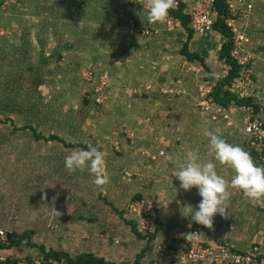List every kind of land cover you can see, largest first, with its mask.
Returning <instances> with one entry per match:
<instances>
[{"label": "crops", "instance_id": "crops-1", "mask_svg": "<svg viewBox=\"0 0 264 264\" xmlns=\"http://www.w3.org/2000/svg\"><path fill=\"white\" fill-rule=\"evenodd\" d=\"M177 1L183 5V14L188 16L202 0ZM248 1L252 5L251 13L247 19L239 20L237 27L248 39L245 49L253 58L258 94L264 91V0ZM147 13L140 0H0V86L5 88L7 82L13 80L19 84L17 74L29 71L30 65L34 67L33 74L52 75L59 73L57 66L65 60L69 67L70 64H81L79 48L84 47V51L94 57L90 66L86 59V68L93 67L94 73H110L115 77L113 86L107 89L108 93L111 90L112 96L101 98L99 105L92 103L88 108L100 111L106 107L108 116L105 118L101 113L95 116L92 111L89 120H83L85 125L99 120L103 126L91 130L93 137L90 136L89 141L92 145L79 144L77 132L72 134V142H59L73 145L66 147L73 152L103 146L94 141L111 142L118 153L105 152L104 176L108 182L101 186L108 192L109 188L114 191L109 201L116 205L119 201L122 205L133 195H147L145 201L157 208L159 217L155 235L143 238L133 232L132 226L137 229V224L132 217L126 215V222L115 213L113 216L107 209L102 210L98 213L101 219L93 225L74 224V228L90 236L85 243L71 238L72 219L58 220L61 221L58 227L50 232L42 224V244H36L33 251L62 253L73 260L92 255L108 264H152L153 244L191 241L192 236L188 239L186 236L197 232L202 244L217 246L225 243L239 251L259 246L264 255V199H261L263 208L260 209L240 191L228 187L224 216L215 215L212 227L208 228L181 215L184 205L196 208L201 197L196 188L180 189L179 181L172 175L180 161L196 159L204 163L214 160L209 134L217 130L227 142L246 151L256 165L264 166L248 150L239 116L237 126H226L211 123L195 109L197 85L201 81H210L207 76L222 74L219 52L225 39L213 28L202 34L192 32L191 36L182 25L169 31L163 21L149 23ZM146 31L149 34H145ZM186 43L188 52L200 60L189 61L181 54ZM188 64H195L199 71H187ZM34 78L31 80L34 85H24L27 90L43 87L37 75ZM176 79L181 80L185 94L160 93V88L175 89ZM31 116L36 120L40 116L43 118L42 113ZM104 120L108 122L106 126L102 124ZM110 121L115 130L109 125ZM131 124L126 138L119 136L124 132L120 127ZM161 149L165 156L156 157L152 162L148 161L149 157L142 156L143 151L158 156ZM121 168L132 172V178L120 177ZM217 172L226 182L234 175L227 166L218 165ZM77 173L86 183L90 184L91 180L93 183L94 176L87 170ZM95 208L98 210L100 206L95 204ZM6 222L0 221V227L9 230L12 223Z\"/></svg>", "mask_w": 264, "mask_h": 264}, {"label": "rangeland", "instance_id": "rangeland-1", "mask_svg": "<svg viewBox=\"0 0 264 264\" xmlns=\"http://www.w3.org/2000/svg\"><path fill=\"white\" fill-rule=\"evenodd\" d=\"M141 1L143 10L148 12L145 0H140V3ZM90 55L81 46L79 48L81 64H70L69 67L65 60L62 62L63 65L57 66L59 73L52 75L43 72L33 74L34 67L30 65L29 71L17 74L19 84L13 80L8 81L5 88L0 86V221L12 223V226L8 227L12 232V235L11 232L9 235L12 236L10 244L14 247L12 252L17 256L36 253L33 251L36 244H42L40 234L42 224L46 226L47 232H50L55 231V226L58 227L59 222L72 219L74 223L69 226V231L73 234L71 238L85 243L90 236L74 228L76 222H81L82 226L93 225L101 219L98 213L105 209L111 215L114 216L115 213L127 222L126 215L131 218L126 212L128 204L134 200L148 198L147 195H144L145 197L140 194L138 197L133 195L127 202L122 201L124 202L122 205L119 201L117 205L114 203L115 208L109 201L114 191L109 188L108 192L103 187L91 183L92 180L90 184L86 183L77 171L69 172L64 166V160L73 151L67 149L65 143L63 145L59 141L47 140L53 134L52 136L63 142H72L74 138L72 134L77 132L80 134L77 141L86 147L92 145L89 141L90 136L93 137L91 130L103 127L99 120H92L89 122L90 125H85L83 120L88 121L92 111L95 116L98 113L103 114L105 118L108 116L106 107L100 111L88 108L92 103L99 105L101 98L112 96L111 90L108 93V86H113L115 77L110 73H94L91 71L92 66L86 68L84 63L86 59L87 66H90L91 60L94 59ZM35 75L40 80L39 84H44L43 87L27 90L24 85L33 84L31 80L35 79ZM127 110H131L130 107L129 109L127 107ZM36 113H42L43 118L40 119V116L39 120H36L35 116H31ZM102 124L106 126L108 122L104 120ZM109 125L114 126L111 121ZM113 128L116 129L115 126ZM120 128H123L124 132H120L119 136L126 138V131H131L132 124ZM94 142L103 144L105 147L97 145L96 148L106 154L118 153L111 142L102 143L101 140ZM110 148L112 151H109ZM147 154L148 151H143L142 156ZM164 156L165 152L160 157ZM147 159L152 162L150 157ZM126 172L131 174L127 175ZM119 176L131 179L133 173L121 168ZM95 204H98L101 210H97ZM255 207L259 208L256 205ZM92 209L95 212L91 213ZM113 243H116L115 240ZM179 243L185 244L186 241L181 240Z\"/></svg>", "mask_w": 264, "mask_h": 264}, {"label": "built area", "instance_id": "built-area-1", "mask_svg": "<svg viewBox=\"0 0 264 264\" xmlns=\"http://www.w3.org/2000/svg\"><path fill=\"white\" fill-rule=\"evenodd\" d=\"M173 0V8L178 5ZM146 8L149 9L151 0H145ZM226 16L224 24L231 33V49L229 57L231 62L238 66V76L224 87L235 101L224 106L214 101L212 93L214 83L201 81L197 85L195 109L198 113L208 117L211 123H222L226 126H237V116L242 125V134L247 148L254 158L264 164V101L257 98L256 81L254 78V63L251 54L245 49L248 39L239 31L237 22L247 19L251 13L252 5L248 0H224ZM215 0H202L189 13V29L196 34L205 33L213 28L215 21ZM167 30L172 31L181 27L177 18L167 14L163 20ZM145 34H149L147 31ZM222 74H216V80H223L231 65L224 59L220 60ZM187 71H199L195 64H188ZM174 88H160L162 94L182 95L186 90L181 80L174 81ZM161 150L156 155L147 154V157L155 160L163 156ZM262 208L261 200L253 202ZM126 212L135 220L137 231L142 236H151L157 232L158 213L156 209L144 199L134 200L128 204ZM10 231L0 227V264H66L64 260H57L50 256L49 252L36 251L32 255L17 256L12 252L14 249L9 244ZM152 264H264V255L259 246H251L247 250L239 251L227 244L210 246L202 244L197 232L192 233L191 241L174 244H153Z\"/></svg>", "mask_w": 264, "mask_h": 264}, {"label": "clouds", "instance_id": "clouds-1", "mask_svg": "<svg viewBox=\"0 0 264 264\" xmlns=\"http://www.w3.org/2000/svg\"><path fill=\"white\" fill-rule=\"evenodd\" d=\"M173 0H151L147 13L149 23L162 22ZM209 145L214 152V160L201 163L196 159L178 162L172 175L179 181V188L189 191L197 189L201 200L196 208L184 205L181 215L197 224L211 228L213 217L224 216L228 199V187L240 191L252 202L264 199V166L256 165L250 155L238 145H233L219 133L209 134ZM227 166L234 175L227 181L218 174L217 166ZM64 166L69 172L87 170L94 176L97 186L107 184L104 176L105 153L95 147L74 151L65 157ZM192 234H188L186 239Z\"/></svg>", "mask_w": 264, "mask_h": 264}, {"label": "trees", "instance_id": "trees-1", "mask_svg": "<svg viewBox=\"0 0 264 264\" xmlns=\"http://www.w3.org/2000/svg\"><path fill=\"white\" fill-rule=\"evenodd\" d=\"M215 12H216V15H215V21L213 24V29L219 32L225 39V43L220 48L219 59L220 60L224 59L225 61H227L231 65V70L229 71V73L223 80H216L214 77H209V76H207V78L211 79L210 82L214 83V88H213V93H212L214 101L218 104L226 106L229 103L235 101V99L232 98V96H230L226 91H224V87L238 76L239 69L236 64L231 62V59L229 57V52L231 49V33L229 29L227 28V26L224 24V17L226 16L224 0H215ZM168 14L173 16L174 18H177L180 21L182 27L188 32V36H191L192 31L188 28L189 17L183 14L182 4L179 3L176 9L171 7L168 11ZM187 46L188 45L186 43L185 46L181 50V54L185 56L189 61H192L193 59L200 60L197 55L193 53L190 54L188 52ZM47 140L48 141H52V140L60 141L59 138L55 136H49ZM67 147H73V145L68 144ZM132 230L138 237H143L141 234L138 233L134 225L132 226ZM154 235H151L150 237ZM11 238L12 236H9V241L11 240ZM49 254L50 256L56 258L59 261L64 260L66 264H108V263H104L103 260L101 259L94 258L92 255L79 256L78 258L73 260L69 258L67 255L62 254V253L50 252Z\"/></svg>", "mask_w": 264, "mask_h": 264}, {"label": "water", "instance_id": "water-1", "mask_svg": "<svg viewBox=\"0 0 264 264\" xmlns=\"http://www.w3.org/2000/svg\"><path fill=\"white\" fill-rule=\"evenodd\" d=\"M257 98H258V99H261L262 101H264V91L259 92V93L257 94Z\"/></svg>", "mask_w": 264, "mask_h": 264}, {"label": "bare ground", "instance_id": "bare-ground-1", "mask_svg": "<svg viewBox=\"0 0 264 264\" xmlns=\"http://www.w3.org/2000/svg\"><path fill=\"white\" fill-rule=\"evenodd\" d=\"M253 155V154H252ZM10 235V234H9ZM8 241H9V236H8ZM9 244H10V241H9Z\"/></svg>", "mask_w": 264, "mask_h": 264}]
</instances>
